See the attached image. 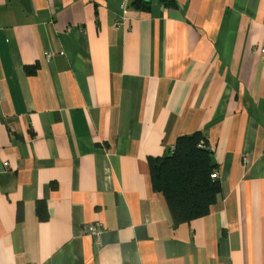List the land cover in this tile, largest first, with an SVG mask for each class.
<instances>
[{"label": "crops", "instance_id": "obj_1", "mask_svg": "<svg viewBox=\"0 0 264 264\" xmlns=\"http://www.w3.org/2000/svg\"><path fill=\"white\" fill-rule=\"evenodd\" d=\"M196 131L173 226L148 159ZM0 264H264V0H0Z\"/></svg>", "mask_w": 264, "mask_h": 264}, {"label": "trees", "instance_id": "obj_2", "mask_svg": "<svg viewBox=\"0 0 264 264\" xmlns=\"http://www.w3.org/2000/svg\"><path fill=\"white\" fill-rule=\"evenodd\" d=\"M27 69V68H26ZM152 189L161 193L170 211L173 226L207 215L220 192L212 152L199 131L176 138L163 156L148 159ZM37 214L44 217L39 203Z\"/></svg>", "mask_w": 264, "mask_h": 264}, {"label": "built area", "instance_id": "obj_3", "mask_svg": "<svg viewBox=\"0 0 264 264\" xmlns=\"http://www.w3.org/2000/svg\"><path fill=\"white\" fill-rule=\"evenodd\" d=\"M130 1H132V0H120V9H125L128 6ZM140 1L147 2V1H150V0H140ZM211 177L214 178V179H218L217 170H214L212 172ZM85 232L90 234V235H92V236H94L96 239H98V237H99V235L101 233L100 224H98V223L87 224L86 227H85Z\"/></svg>", "mask_w": 264, "mask_h": 264}]
</instances>
